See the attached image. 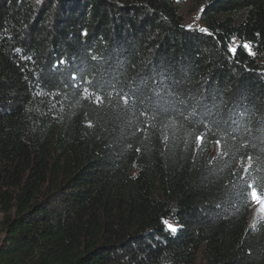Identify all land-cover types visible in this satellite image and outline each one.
I'll use <instances>...</instances> for the list:
<instances>
[{
    "label": "trees",
    "instance_id": "16d2710c",
    "mask_svg": "<svg viewBox=\"0 0 264 264\" xmlns=\"http://www.w3.org/2000/svg\"><path fill=\"white\" fill-rule=\"evenodd\" d=\"M201 21L0 0V264H264V0Z\"/></svg>",
    "mask_w": 264,
    "mask_h": 264
},
{
    "label": "rangeland",
    "instance_id": "374dc122",
    "mask_svg": "<svg viewBox=\"0 0 264 264\" xmlns=\"http://www.w3.org/2000/svg\"><path fill=\"white\" fill-rule=\"evenodd\" d=\"M133 1V0H130ZM178 6L180 15L183 18L184 24L192 26V30H199V28H204L201 21V15L207 0H174ZM239 45L238 40H234L233 49ZM251 52L250 48H248ZM262 65L264 67V57L262 59ZM253 210L251 214L252 222H256L259 218L264 216V199L259 197H254L253 199ZM2 220V214L0 213V222ZM4 235L0 232V247L2 245Z\"/></svg>",
    "mask_w": 264,
    "mask_h": 264
},
{
    "label": "snow or ice",
    "instance_id": "6c2138e0",
    "mask_svg": "<svg viewBox=\"0 0 264 264\" xmlns=\"http://www.w3.org/2000/svg\"><path fill=\"white\" fill-rule=\"evenodd\" d=\"M188 30H192V26H188ZM199 31L208 35H211V33L208 32L205 28H199ZM246 48H252V45L250 43H245L244 45Z\"/></svg>",
    "mask_w": 264,
    "mask_h": 264
}]
</instances>
